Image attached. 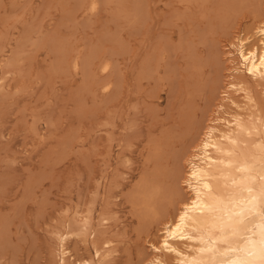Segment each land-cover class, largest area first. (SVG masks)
Returning a JSON list of instances; mask_svg holds the SVG:
<instances>
[{
  "label": "rangeland",
  "instance_id": "obj_1",
  "mask_svg": "<svg viewBox=\"0 0 264 264\" xmlns=\"http://www.w3.org/2000/svg\"><path fill=\"white\" fill-rule=\"evenodd\" d=\"M261 14L264 0H0V249L7 264L49 259L51 229L99 200L101 176L113 181L108 235L121 250L149 253L127 201L143 167L152 176L160 167V180L162 160H153L161 150L178 147L200 117L211 123L223 109L233 112L219 107L233 75L246 78L264 113V86L241 72L230 76V42ZM106 62L110 70L101 68ZM105 81L114 82L111 91L101 88ZM192 119L197 124L188 127ZM161 142L167 147L159 156ZM159 228H150L149 241L159 240ZM80 238L68 240L70 253L89 257Z\"/></svg>",
  "mask_w": 264,
  "mask_h": 264
},
{
  "label": "bare ground",
  "instance_id": "obj_2",
  "mask_svg": "<svg viewBox=\"0 0 264 264\" xmlns=\"http://www.w3.org/2000/svg\"><path fill=\"white\" fill-rule=\"evenodd\" d=\"M246 33L230 42L235 55L230 60V76L241 72L264 86V15H259ZM109 65L106 62L101 68L110 70ZM245 81L239 73L233 75L223 92L226 98L219 107L226 105L232 113L223 109L211 118V123L201 122L200 117L196 130L185 128L184 141L178 147L169 142L165 153L160 148L167 147V138L164 145L161 142L156 150L162 151L160 156L159 150L162 159L151 158L155 163L162 160L160 180H154L160 167L154 168L152 176V168L146 171V166L145 174L138 176L140 179L143 174L145 178L139 184L135 182L133 190L130 188L134 199L131 204L129 193L127 201L130 200V209L134 211V232L148 242L149 253L136 247L121 250L113 236L108 235L105 226L109 221L108 194L113 181L101 176L96 186V193L101 194L99 200L91 198L83 213L75 207L70 218L59 222V228L56 225L51 229L55 244L48 250L49 259L40 264H171L170 260L175 264H264V113ZM112 83L105 81L101 88L111 91ZM194 122L197 124L193 119L187 121L188 127ZM151 152L145 155L148 161ZM150 171L151 179H146ZM94 202L98 203L97 208ZM153 225L161 227L156 229L161 234L157 242L149 241L151 235L148 240ZM74 236L87 242L89 257L70 253L67 242ZM7 260L0 249V264H7ZM15 260L9 263L18 264Z\"/></svg>",
  "mask_w": 264,
  "mask_h": 264
}]
</instances>
